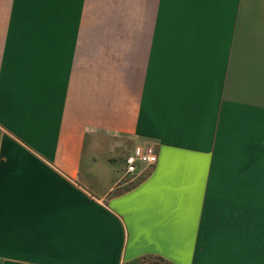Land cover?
Segmentation results:
<instances>
[{"label": "crops", "instance_id": "1", "mask_svg": "<svg viewBox=\"0 0 264 264\" xmlns=\"http://www.w3.org/2000/svg\"><path fill=\"white\" fill-rule=\"evenodd\" d=\"M256 62L264 0H0V264H264L221 202V64Z\"/></svg>", "mask_w": 264, "mask_h": 264}, {"label": "rangeland", "instance_id": "2", "mask_svg": "<svg viewBox=\"0 0 264 264\" xmlns=\"http://www.w3.org/2000/svg\"><path fill=\"white\" fill-rule=\"evenodd\" d=\"M258 54L259 49L254 59ZM139 180L122 171L114 193ZM221 202L226 203V216L250 217L249 239H262L264 72H258V62L221 64ZM142 264L166 263L147 259Z\"/></svg>", "mask_w": 264, "mask_h": 264}, {"label": "built area", "instance_id": "3", "mask_svg": "<svg viewBox=\"0 0 264 264\" xmlns=\"http://www.w3.org/2000/svg\"><path fill=\"white\" fill-rule=\"evenodd\" d=\"M158 162V155L153 144L137 145L126 159V175L138 177L142 171L154 167Z\"/></svg>", "mask_w": 264, "mask_h": 264}, {"label": "snow or ice", "instance_id": "4", "mask_svg": "<svg viewBox=\"0 0 264 264\" xmlns=\"http://www.w3.org/2000/svg\"><path fill=\"white\" fill-rule=\"evenodd\" d=\"M183 264H190V262H183Z\"/></svg>", "mask_w": 264, "mask_h": 264}]
</instances>
